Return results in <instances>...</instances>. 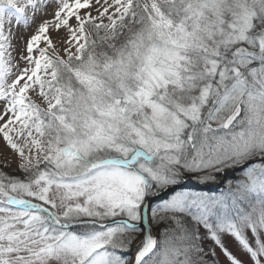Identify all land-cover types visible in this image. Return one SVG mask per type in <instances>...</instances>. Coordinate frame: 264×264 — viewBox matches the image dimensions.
<instances>
[{
    "label": "snow or ice",
    "instance_id": "1",
    "mask_svg": "<svg viewBox=\"0 0 264 264\" xmlns=\"http://www.w3.org/2000/svg\"><path fill=\"white\" fill-rule=\"evenodd\" d=\"M0 142V264H264V0H0Z\"/></svg>",
    "mask_w": 264,
    "mask_h": 264
},
{
    "label": "rangeland",
    "instance_id": "2",
    "mask_svg": "<svg viewBox=\"0 0 264 264\" xmlns=\"http://www.w3.org/2000/svg\"><path fill=\"white\" fill-rule=\"evenodd\" d=\"M39 19L40 18L37 19V23L39 22ZM33 27H35V25H33ZM29 31H31V29H29ZM4 155H6V156H8L10 158L11 164H10L9 167L3 168V170L4 171H7V170H13V169H15L16 168V157L12 153H10L7 149H5L4 146H3V143L0 142V158H2V156H4ZM14 174L19 175L20 173L14 172ZM217 251L219 253V250H217Z\"/></svg>",
    "mask_w": 264,
    "mask_h": 264
},
{
    "label": "trees",
    "instance_id": "3",
    "mask_svg": "<svg viewBox=\"0 0 264 264\" xmlns=\"http://www.w3.org/2000/svg\"><path fill=\"white\" fill-rule=\"evenodd\" d=\"M6 172H9V173L14 174L13 170H7ZM16 173H17V172H16ZM15 175H17V174H15Z\"/></svg>",
    "mask_w": 264,
    "mask_h": 264
}]
</instances>
